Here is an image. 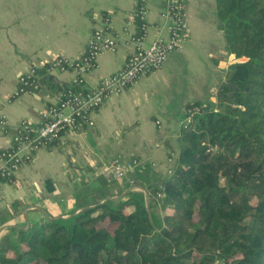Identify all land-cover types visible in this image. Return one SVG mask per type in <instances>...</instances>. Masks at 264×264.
Listing matches in <instances>:
<instances>
[{
    "label": "crops",
    "instance_id": "1",
    "mask_svg": "<svg viewBox=\"0 0 264 264\" xmlns=\"http://www.w3.org/2000/svg\"><path fill=\"white\" fill-rule=\"evenodd\" d=\"M142 2L146 30L141 45L147 48L158 38L167 40L172 23L161 17L164 0ZM134 3L0 0V115L5 124L0 127V151L10 146L14 127L25 120L37 123L40 111L61 94L58 85L69 86L75 75L55 70L47 73L52 86L39 81L35 91L14 96L18 78L61 54L76 60L92 32L101 30L116 47L100 55L97 67L84 76V87H96L101 78L120 70L135 50ZM184 5L186 37L160 68L106 99L87 122L35 152L13 181L0 183V237L45 218H66L86 205L117 206L130 193L143 194L148 204L147 186L166 176L168 155L178 151L187 105L213 102L216 86L236 61L225 52L214 0H184ZM114 159L139 164L117 180L93 176L96 168Z\"/></svg>",
    "mask_w": 264,
    "mask_h": 264
},
{
    "label": "trees",
    "instance_id": "2",
    "mask_svg": "<svg viewBox=\"0 0 264 264\" xmlns=\"http://www.w3.org/2000/svg\"><path fill=\"white\" fill-rule=\"evenodd\" d=\"M214 2L236 61L213 102L187 105L178 151L147 186L148 204L130 193L117 206L86 205L14 229L0 237V264H264V0ZM134 22L142 35V20ZM46 67L34 74L50 87Z\"/></svg>",
    "mask_w": 264,
    "mask_h": 264
},
{
    "label": "built area",
    "instance_id": "3",
    "mask_svg": "<svg viewBox=\"0 0 264 264\" xmlns=\"http://www.w3.org/2000/svg\"><path fill=\"white\" fill-rule=\"evenodd\" d=\"M164 1L165 9L161 17L172 23L168 39L158 38L149 47H142L141 41L146 30L144 21L146 9L142 0H135V11L131 15V22L136 18L142 20L140 31L143 34L138 36L135 33L131 37L135 50L128 56L124 66L117 72L101 78L96 87H84V76L97 67L96 60L100 55L116 47L115 40L101 30L92 32L87 40L85 52L76 60L68 61L61 54L46 65L48 74L55 70H71L75 75L72 84L80 88L62 92L55 102L40 111L37 123L25 120L14 127L10 146L0 151V176H14L23 163L32 159L35 152L58 140L63 133L74 130L79 122H87L91 112L98 109L106 99L119 95L138 79L160 68L167 56L180 48L181 42L186 37L187 25L184 0ZM39 81L40 78L35 76L34 70L21 75L14 96L30 92V88ZM4 126L0 115V127ZM138 164L135 159L126 161L114 159L96 168L93 176L117 180Z\"/></svg>",
    "mask_w": 264,
    "mask_h": 264
},
{
    "label": "rangeland",
    "instance_id": "4",
    "mask_svg": "<svg viewBox=\"0 0 264 264\" xmlns=\"http://www.w3.org/2000/svg\"><path fill=\"white\" fill-rule=\"evenodd\" d=\"M213 94H214V92H213Z\"/></svg>",
    "mask_w": 264,
    "mask_h": 264
}]
</instances>
